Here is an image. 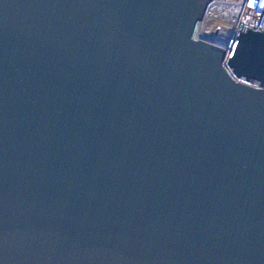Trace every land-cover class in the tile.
I'll list each match as a JSON object with an SVG mask.
<instances>
[{"label": "water", "instance_id": "95a60500", "mask_svg": "<svg viewBox=\"0 0 264 264\" xmlns=\"http://www.w3.org/2000/svg\"><path fill=\"white\" fill-rule=\"evenodd\" d=\"M211 0H0V264H264V33Z\"/></svg>", "mask_w": 264, "mask_h": 264}, {"label": "built area", "instance_id": "2783aa9c", "mask_svg": "<svg viewBox=\"0 0 264 264\" xmlns=\"http://www.w3.org/2000/svg\"><path fill=\"white\" fill-rule=\"evenodd\" d=\"M248 30L264 33V0H211L197 24L194 39L225 50L222 65L234 81L260 88L259 84L238 79L230 65L239 36Z\"/></svg>", "mask_w": 264, "mask_h": 264}]
</instances>
